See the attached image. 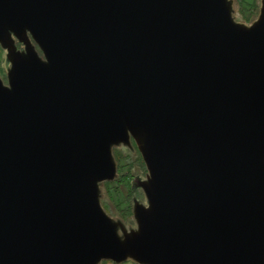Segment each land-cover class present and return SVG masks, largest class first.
Returning <instances> with one entry per match:
<instances>
[{
    "label": "water",
    "instance_id": "water-1",
    "mask_svg": "<svg viewBox=\"0 0 264 264\" xmlns=\"http://www.w3.org/2000/svg\"><path fill=\"white\" fill-rule=\"evenodd\" d=\"M258 5L0 0V264H264ZM123 148L131 221L102 203Z\"/></svg>",
    "mask_w": 264,
    "mask_h": 264
},
{
    "label": "trees",
    "instance_id": "trees-1",
    "mask_svg": "<svg viewBox=\"0 0 264 264\" xmlns=\"http://www.w3.org/2000/svg\"><path fill=\"white\" fill-rule=\"evenodd\" d=\"M240 5V16L244 20L251 21L254 19L258 8V0H237V6ZM22 48L21 44H18ZM1 52L0 74L3 75V50ZM135 145V144H134ZM122 150H115V157L119 164V178L114 182H107L105 184L104 199L102 201L105 210L114 215L123 217L126 221L132 220V200L142 196L141 190L135 186L133 180L137 171L146 167L143 159L136 149V154L132 155L130 152ZM129 154V156H128ZM132 156V157H131ZM142 167V168H141ZM145 174V173H144ZM140 175V174H139ZM100 264H118L113 261H102ZM120 264H137L132 260Z\"/></svg>",
    "mask_w": 264,
    "mask_h": 264
},
{
    "label": "rangeland",
    "instance_id": "rangeland-1",
    "mask_svg": "<svg viewBox=\"0 0 264 264\" xmlns=\"http://www.w3.org/2000/svg\"><path fill=\"white\" fill-rule=\"evenodd\" d=\"M258 3H259V1H258ZM240 5H238L237 6V11L238 12H236V16H237V19L238 20H240V21H243V22H246V23H250L252 20H254V19H252L251 21H248V20H244L243 18H241V16H240V14H241V12H240V7H239ZM257 15H258V12H257ZM256 17V16H255ZM254 17V18H255ZM256 19V18H255ZM0 55H1V52H0ZM3 59H4V56H3ZM0 60H1V57H0ZM4 65H5V60H3V67H4ZM0 66H2V64H1V61H0ZM4 70H5V68H3ZM3 73H5V71L3 72ZM1 75V74H0ZM1 76H3V75H1ZM126 148H123V150L122 151H125L126 152ZM124 152V153H125ZM142 168V167H141ZM143 168L140 170H138L137 171V173H136V175L134 176V180H133V182L135 183V181H136V179H139L138 177L139 176H141V177H143L145 174H146V172H145V174L143 173ZM140 174V175H139ZM137 188H138V190L140 189L138 186H137ZM141 190V189H140Z\"/></svg>",
    "mask_w": 264,
    "mask_h": 264
},
{
    "label": "flooded vegetation",
    "instance_id": "flooded-vegetation-1",
    "mask_svg": "<svg viewBox=\"0 0 264 264\" xmlns=\"http://www.w3.org/2000/svg\"><path fill=\"white\" fill-rule=\"evenodd\" d=\"M259 1V0H258ZM235 4H236V7H237V0H235ZM258 9H259V5H258V8H257V12H258ZM238 12V11H237ZM257 12H256V14H255V16H257ZM1 48V47H0ZM3 54H4V52H3ZM3 77H5V73H3ZM132 155H135V154H132ZM128 156H129V154H128ZM132 157V156H131ZM119 171H120V168L118 169V173H119ZM143 171V173H145L144 172V169L142 170ZM119 178V177H118ZM118 180V179H117ZM137 183H138V179H136V181H135V186H138L137 185ZM135 198H137V197H135ZM107 211V210H106ZM108 212V211H107ZM109 213V212H108ZM110 215H112V216H114V217H120V218H122L123 219V217H121V216H119V215H114V214H111V213H109ZM132 219H133V208H132ZM125 220V219H124ZM126 221V220H125Z\"/></svg>",
    "mask_w": 264,
    "mask_h": 264
}]
</instances>
